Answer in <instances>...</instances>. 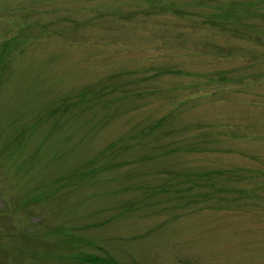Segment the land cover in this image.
Here are the masks:
<instances>
[{"label": "rangeland", "instance_id": "obj_1", "mask_svg": "<svg viewBox=\"0 0 264 264\" xmlns=\"http://www.w3.org/2000/svg\"><path fill=\"white\" fill-rule=\"evenodd\" d=\"M0 264H264V0H0Z\"/></svg>", "mask_w": 264, "mask_h": 264}]
</instances>
